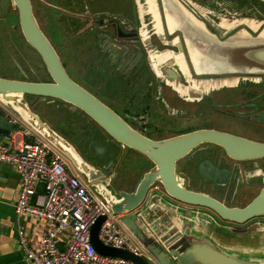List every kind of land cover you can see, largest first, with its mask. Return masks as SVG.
Here are the masks:
<instances>
[{
    "label": "water",
    "instance_id": "water-1",
    "mask_svg": "<svg viewBox=\"0 0 264 264\" xmlns=\"http://www.w3.org/2000/svg\"><path fill=\"white\" fill-rule=\"evenodd\" d=\"M12 1L19 11L22 35L29 47L40 57L50 82L21 81L0 76L1 106L12 108L29 129L70 163L74 171L114 214L123 216V226L143 246L150 258L104 246L98 239L99 228L104 219L102 217L91 228L90 239L95 250L101 255L126 259L133 264H264V254H240L221 247L212 237L203 234L196 225V222L205 225L211 221L219 223L218 220L241 225L250 219L263 216L264 192L244 208H229L206 194L185 188L183 178L176 173L177 163L202 145L218 146L233 160L245 161L263 158L264 143L208 129L162 140H152L144 136L71 79L56 50L39 29L29 0ZM136 2L137 12L140 14L141 3L137 0ZM140 21L143 23L141 19ZM201 22L204 29L199 27L200 29L191 30L188 27L197 25L185 24L181 30L170 34L164 32V41L158 34L157 37L163 46H176L178 52L172 53L182 56L189 77L191 71L183 46L187 49V54L189 47L198 51L201 70H195L189 58L195 73L221 77L191 79L192 86L184 85L181 82V74H184L182 70L175 63L163 64L158 70L168 86L175 92L179 89L183 95H196L197 98L199 88L211 85L213 88L235 86L240 78L256 81L264 76V39L259 38V34L247 41L246 36L236 38L237 33L229 34L209 18L203 17ZM120 24L122 27L119 36L124 41L130 35L129 31L125 32L123 22ZM141 31L139 29L138 37L134 33L131 41L137 44V50L147 54L152 64L153 51L158 54L166 51L153 47L151 36L143 38ZM177 36L179 39H176ZM167 37L172 38L167 40ZM38 100L57 101L70 111L83 113L113 142L144 156L152 167L141 176L132 192L112 191L111 170L99 167L95 162H88L64 136L43 121L29 106ZM11 130L12 125L1 116L0 111V134L10 136ZM88 147L97 158L104 152L93 142ZM155 184L160 186V190L151 191ZM208 218L211 220L205 223L204 220L207 221Z\"/></svg>",
    "mask_w": 264,
    "mask_h": 264
},
{
    "label": "flooded vegetation",
    "instance_id": "flooded-vegetation-1",
    "mask_svg": "<svg viewBox=\"0 0 264 264\" xmlns=\"http://www.w3.org/2000/svg\"><path fill=\"white\" fill-rule=\"evenodd\" d=\"M104 1L105 0H29L32 14L39 29L44 35L45 33L38 22L41 13L40 7L45 9L48 14L52 13L55 17H61L59 18L60 23H63L61 20L63 18L64 24L68 25L69 28L76 27L77 24H75V22L79 23V21H87L86 18L90 19V23L87 24L86 28L81 27L78 31L80 34H77V37H79L83 43L89 36V41L95 40L93 41L95 46H83L87 53L84 64L88 65L85 75L88 76L91 74L94 79H97L95 82L96 86H101L102 83L106 81V78L109 79L110 76L115 78V88L118 90V93L115 92V96H117L115 101L123 106L120 111L123 113V116H126L128 121L116 111H113L122 117L133 129L152 140H162L177 136L170 134L169 131L177 128L181 123L184 124L188 122L187 120L190 119V108L188 107L194 106L197 112H195L193 119L205 116H211L214 119V115L216 114L228 119L231 125H240L238 131H232L233 128L229 126L228 129H219L215 127V125L194 130H215L252 142L264 143V76H260L256 81L240 78L235 86L213 88L211 85L203 89L199 88V96H197V98H195L196 95L194 97L185 96L179 89H176L175 92L172 87L166 84L158 70L159 64L165 61L164 65H172L173 60L182 70L184 74H181V82L184 85L188 84L192 86L193 82L191 79H215L221 76L219 77L213 74L198 75L195 73L189 62V58L195 70H201L198 51L189 47L187 54L185 46H183V49L191 71L190 77L186 73L182 56H175L172 54V52H178L176 46H163L162 44L160 46H153L160 51L164 50L166 52L158 54L153 51L154 54L151 53L152 67L154 69L152 70L150 66L151 62L147 54L137 50L135 47L137 44L131 41L132 46H128V48L120 45L121 38L119 36V31L122 27L120 22H123L125 32L129 31V34H127L130 36L126 38L128 40L134 39V33L136 37H138L139 29L142 30L141 35L143 38L152 35V32L148 30V26L151 28L150 22L148 24L141 23L140 19L142 20V18L138 17L136 0H127L128 4L126 5L128 6V10L123 12L125 16H121V11H109L106 9V3L104 4ZM137 1L141 3L139 8L140 14L144 13V5L145 12L151 14L153 18H156L154 27L157 33H159L158 30L161 29V25L158 13L155 12L154 0ZM178 1L189 11V5L184 0ZM191 1L202 4L200 2L202 0ZM220 1L230 2L231 5L228 4L226 6L228 9H231L232 12H242V17L239 20L231 22L225 19V17H227V12L225 14L221 13L222 19L217 23L220 28L227 30L229 34L237 33V35H245L247 34L245 30H241L238 33L239 28L237 26H246L251 31H257L259 33V38L264 35V0ZM142 3L144 4L142 5ZM211 5L215 6V3L213 2ZM248 10H251V12H246ZM189 12L195 17L202 19V17L196 16L191 11ZM191 14L188 16L192 18L196 25L204 29V24ZM165 16L166 28L169 31H173L175 20L169 14ZM145 17L146 16L143 15L142 21L145 20ZM261 24H263L262 28L260 26ZM4 30L8 33V39L12 46L25 45L29 47L20 28L19 11L12 0H0V32ZM45 37L49 41L46 35ZM151 38L152 36L150 40ZM171 38L172 37H167V40ZM138 46H140V43H138ZM29 49L31 48L29 47ZM31 50L35 54L34 58L41 64L42 69L38 66L39 64H33L31 61L28 62V60L24 59L25 56L21 55L22 59L27 62L26 65L23 62H18L11 58L13 70L17 72V75L13 77L6 75V77L3 78L30 82H50L49 75L40 57L33 49ZM60 60L63 64L64 62L61 57ZM173 66L176 67L175 65ZM1 67L5 72L11 70V67H7V64ZM31 75L35 76V78L32 79L30 77ZM41 75L47 76V80L39 79L38 76L41 77ZM163 94L164 98H162ZM71 112L75 113L77 116L82 115V117H85L89 122V118L83 113L72 110ZM157 118H159L160 121L159 125L153 122V119L156 120ZM170 119L174 122L171 123ZM94 125L99 129V133L102 134L103 131L96 124ZM148 127L157 133L155 138L149 137L150 129ZM194 130L187 131V133ZM143 131H146V133H143ZM68 137L70 141L74 142V144L80 148V150L76 148V151L82 157L85 156V154L82 153V146H85L84 150L87 152L88 158H90H85L88 162H95L97 166L103 167L104 169L109 167L108 165H99V163H97L99 158L94 157L89 150V145L86 146V144H84L83 140H86L87 137L81 140L74 132H70ZM90 143L91 140L89 141V144ZM115 145L117 144L115 143ZM117 147L120 152L122 151L121 153L123 155L127 151H130V149L125 147L118 145ZM103 153H106V151ZM91 155L93 157H91ZM176 173L183 178L185 188L206 194L229 208H244L264 192V157L253 160L236 161L226 155L223 149L214 145H202L194 149L192 153L177 163ZM127 180L126 178L125 181ZM209 219L210 218H208L207 221L201 219V221L204 220L206 223L211 220ZM218 222L219 223L216 222L217 225L222 227L224 233L233 235L234 238L237 239L264 237V215L250 219L241 225L221 222L219 220ZM210 223L215 222L211 221Z\"/></svg>",
    "mask_w": 264,
    "mask_h": 264
},
{
    "label": "built area",
    "instance_id": "built-area-1",
    "mask_svg": "<svg viewBox=\"0 0 264 264\" xmlns=\"http://www.w3.org/2000/svg\"><path fill=\"white\" fill-rule=\"evenodd\" d=\"M10 123L24 126L19 118ZM27 128L19 130L25 140L17 150L0 141V162L11 166L20 178L14 206L16 216L36 220L46 227L42 247L37 252L27 248L26 238L18 228L26 259L31 264H133L95 250L91 228L101 217L104 219L98 239L104 246L150 258L123 226V216L114 214L56 149ZM158 190V184L151 188Z\"/></svg>",
    "mask_w": 264,
    "mask_h": 264
},
{
    "label": "rangeland",
    "instance_id": "rangeland-1",
    "mask_svg": "<svg viewBox=\"0 0 264 264\" xmlns=\"http://www.w3.org/2000/svg\"><path fill=\"white\" fill-rule=\"evenodd\" d=\"M189 5V11H191L193 14H195L198 17L209 18L213 20L216 23H219L222 19V16L220 15L225 14L227 12V19L228 21H234L239 20L242 16V12H232L231 9H228L226 5H231L230 2L226 1H220V0H202L200 1L202 4L195 3L191 0H184ZM263 1V0H261ZM215 3L214 5H211L212 3ZM106 3V9L109 11H122L125 12L128 10V4L127 0H105L104 4ZM234 3V2H233ZM41 13L38 18V22L41 26V29L45 33V35L49 38V41L54 46L56 51L58 52L59 56L61 57L62 61L64 62V66L66 68V71L70 75V77L78 83L80 86L85 88L88 92L93 94L96 98H98L101 102H103L105 105L110 107L112 110L116 111L119 115H121L123 118H125L127 121L128 119L126 116H123V113L120 111L123 106L119 105L117 103L115 96V92L118 93V90H116V80L114 77L110 76L109 79L106 78V81L102 83L101 86H96V80L94 79L91 74L86 76L85 72L88 69V65L84 64L85 56H87V53L85 52V49L83 46H95L93 41H89L88 39L83 43L82 40H80L79 37H77V34H80L78 32L81 27L86 28L87 24L90 23V19L86 18L87 21H83L75 24H77L74 28H69L68 25L64 24V19L61 20L63 23L59 22L58 16H54V14L50 13L48 14L45 9L41 8ZM246 12H251V10H248ZM199 19V18H197ZM202 19H199L200 21ZM76 20V19H75ZM256 21V20H255ZM150 22V19L148 17H145V20L143 21L144 24H148ZM261 24V28H262ZM90 26V25H89ZM239 28L238 33L241 30H245L247 32V41H251L253 38L258 36L257 31H251L246 26H237ZM235 27V28H237ZM148 30L152 32V28L148 26ZM234 30V28H233ZM231 31V30H230ZM9 35L6 33V31L0 32V76L6 77V75H9L11 77L17 75V72L13 70L12 64H11V58L17 60L18 62H23L26 65V61L22 59V56H25V60H28V62H32L33 64H39L38 66L41 68V64L38 62V60L35 57L34 52L29 49L27 46H12L10 43V40L8 39ZM250 37L252 39H250ZM5 39V40H4ZM234 39V38H233ZM131 40L128 41V39H125L124 41H120L121 46H125L128 48V46L131 45ZM123 54V53H122ZM90 55V54H89ZM30 57V58H29ZM4 64H7V67H11V70L5 72L1 66ZM67 65V66H66ZM32 79L35 78V76H30ZM91 77V78H90ZM39 79L47 80V76L41 75L38 76ZM254 85V84H252ZM164 98V94L163 97ZM45 101V100H44ZM43 101V102H44ZM47 102V101H46ZM48 105L44 103H40V100L33 102L30 104V108L42 115V117H46V122L49 125L53 127L55 131H57L59 134L64 136L73 146L75 149L78 148L74 142L70 141V138L68 137L69 133L74 132L76 133L81 140L84 141V144L90 145L89 141L93 142L97 146H100L106 153L99 155V160L97 163L99 165L105 164L109 167L106 170H111L112 175V183L110 186V189L112 191H119L120 185L123 184V182L126 180V177L130 178L133 175V178L137 177V172L141 171H147L151 164L150 162L142 155H140L137 152H134L132 150L127 151L124 155L119 151L117 145L103 132L102 134L99 133V129L95 127V125L89 122L85 119V117H82V115L77 116L75 113L69 111L68 108L64 107L61 103H51L48 100ZM58 104L59 107H55V105ZM163 104V103H162ZM187 107V106H186ZM190 108L189 111V120L188 122H185L184 124H180L177 128L170 130L169 133L173 135H180L182 133H187V131H191L197 128L201 127H209L211 125H215V127L219 129H228L229 127H232V131L236 130L238 131L240 128L239 124H233L231 125L230 121L228 119L223 118L219 115H214V119L211 116H205L200 117L197 119H193V116L195 114L196 108L194 106L188 107ZM43 121H45L41 116H39ZM154 124L159 125L160 121L159 118L156 120L153 119ZM170 122H174L172 119H170ZM149 128V127H148ZM140 129V128H139ZM150 129V128H149ZM195 131V130H194ZM85 133V134H84ZM143 133H146V131H143ZM155 131H152L150 129L149 131V137L155 138L157 133L155 134ZM264 139V138H263ZM116 146V147H115ZM119 146V145H118ZM115 148V149H114ZM85 146H82V153L85 154L84 158H88L87 152L84 150ZM82 154V155H83ZM89 155V154H88ZM91 157H93L91 155ZM90 159V158H88ZM81 179L84 181V179L81 177ZM139 178L135 180L137 182ZM237 203V202H234ZM240 203V202H238ZM200 231L203 232V234H208L210 237L213 238L216 243L221 245V247H224L226 249H230L232 251H237L240 254H248V255H256L257 254H264V237L259 238H241L237 239L234 238L233 235H230L228 233H224L221 226H218L217 223H210L208 225H199ZM202 226V227H201ZM208 231V233H207ZM200 233V232H198Z\"/></svg>",
    "mask_w": 264,
    "mask_h": 264
},
{
    "label": "crops",
    "instance_id": "crops-1",
    "mask_svg": "<svg viewBox=\"0 0 264 264\" xmlns=\"http://www.w3.org/2000/svg\"><path fill=\"white\" fill-rule=\"evenodd\" d=\"M154 4H155V12L158 13V17L161 25V29L158 30L159 33H157V30L154 27L155 25L154 21L156 18H153L151 14L145 12L144 5H143L144 13L139 14L142 17V20H143V15H145L150 19V24L152 28V35L150 36H152L151 43L153 46L161 45L159 38L164 41V32L170 34L172 32L181 30L182 28H184L185 24L187 26L191 24L192 25L196 24L192 20V18L188 16L191 13L178 0H154ZM165 13L169 14L175 20V26L173 28V31H169L165 27L166 26ZM123 14L124 13L121 11V16H125ZM139 15L138 17H140ZM198 27L199 26L197 25V27L190 26L188 28L191 30L192 28L200 29ZM157 34L159 35V38L157 37ZM176 39H179V37L177 36ZM163 64L164 63H162V65L159 64L158 67L163 66ZM172 64H174L173 60H172ZM150 66L152 70H154L152 64ZM49 102L58 103L57 101H52V100H49ZM40 103H44L47 105L49 104L48 100H45L44 102L40 101ZM55 107H59V105L56 104ZM0 111H1V116L2 117L4 116L9 123L11 122L12 119L19 118L12 108L1 106V104H0ZM35 113L38 116L42 117L40 113L37 112ZM43 119L45 120L46 117H44ZM23 127L26 128L27 126L25 124L24 126L23 125L12 126L10 136H5L0 134V141L4 145L9 146V148L12 150L19 149L21 144L25 140V137H23V135L20 134L19 132V130L22 129ZM145 172L146 171H143L142 169L141 171H139V173L137 172V177L139 178V180ZM137 177L133 178V175L130 178L126 177L128 180L123 182L122 185H120L119 190L132 192L135 185L139 181L138 180L137 182H135ZM19 190H20V178L18 174L8 164L0 162V264H31L26 259V252L24 248L19 243L18 228H21L24 237L26 238L27 248L34 252H37L39 249H41L42 240L46 234V227L43 224L38 223L36 220L27 217L16 216L14 206L18 199ZM38 191L41 192L40 187ZM195 217L198 216L196 215ZM196 225H198V227L200 228L199 225L203 226L205 224H201V223L198 224V222H196Z\"/></svg>",
    "mask_w": 264,
    "mask_h": 264
},
{
    "label": "bare ground",
    "instance_id": "bare-ground-1",
    "mask_svg": "<svg viewBox=\"0 0 264 264\" xmlns=\"http://www.w3.org/2000/svg\"><path fill=\"white\" fill-rule=\"evenodd\" d=\"M246 35H247V34H245V35H243V34H239V35H237L236 38L241 39L243 36H246ZM260 38H261V39H264V35L260 36Z\"/></svg>",
    "mask_w": 264,
    "mask_h": 264
}]
</instances>
